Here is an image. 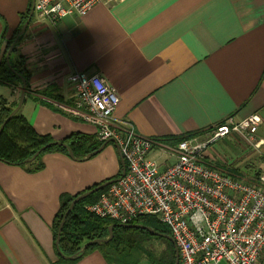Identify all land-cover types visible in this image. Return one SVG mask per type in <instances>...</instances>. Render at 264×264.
I'll return each instance as SVG.
<instances>
[{"label":"crops","instance_id":"1","mask_svg":"<svg viewBox=\"0 0 264 264\" xmlns=\"http://www.w3.org/2000/svg\"><path fill=\"white\" fill-rule=\"evenodd\" d=\"M30 6L0 0V69ZM10 60L29 74L19 116L53 141L98 140V127L74 111L75 72L100 75L117 90L115 123L167 144L205 140L217 126L255 114L259 130L264 125V0H123L57 24L34 16ZM22 87L20 77L0 78V112L3 103L15 107ZM150 157L161 165L169 159L158 150ZM214 160L208 153L209 164L227 171ZM41 162L32 171L36 165L0 160V264H60L54 225L62 195L123 168L113 142L88 160L51 150ZM73 264L116 263L96 247Z\"/></svg>","mask_w":264,"mask_h":264},{"label":"built area","instance_id":"2","mask_svg":"<svg viewBox=\"0 0 264 264\" xmlns=\"http://www.w3.org/2000/svg\"><path fill=\"white\" fill-rule=\"evenodd\" d=\"M121 1L35 0V15L57 24L96 4ZM70 81L74 111L98 127L100 142L115 139L126 162L125 176L87 205L90 213L124 225L155 216L171 230L181 264H262L264 171L258 184L206 161L209 149L234 131L252 143L262 123L259 114L219 125L205 140L191 137L168 145L115 123L120 97L100 75L75 72ZM155 150L169 156L164 165L150 157Z\"/></svg>","mask_w":264,"mask_h":264},{"label":"trees","instance_id":"3","mask_svg":"<svg viewBox=\"0 0 264 264\" xmlns=\"http://www.w3.org/2000/svg\"><path fill=\"white\" fill-rule=\"evenodd\" d=\"M31 7L32 0L30 9L24 17V23L29 17ZM21 29L18 31L14 40L10 41L8 49L14 43ZM10 63L14 71L9 67L8 61H4L0 69V78L8 80L10 77H20L19 74H21L26 78L28 88V72L20 64H13L11 60ZM17 105L18 103L13 108H6L5 104H2V109L0 112V126L7 119L10 113L17 107ZM188 138H191V136L183 137L176 142H180ZM91 141L92 140L90 137H83L79 134H74L68 137L63 142L70 145L71 149L74 151L75 156L78 159H84L89 153L99 149L104 143L100 142L99 140L93 143H91ZM50 142H53V140L47 137L39 136L33 129V127L24 118L19 116L18 113L6 125L3 133L0 134V160L10 164H18L23 166L36 165L35 169H31L33 171L42 169L43 163L41 162V157L47 151L60 150L66 152L69 155V149L66 146L55 145L42 152L34 161L28 163L25 162L27 159L32 158L39 149ZM88 145L89 147L86 148V146ZM223 167L229 170V172L233 173L234 175L244 174L239 167H227L226 165H223ZM247 169L248 171L245 175H252L253 178L257 179H259L264 171L263 167L255 168L254 166H248ZM121 173L118 175V177L121 176ZM108 187L92 194L85 200L79 202L74 207L73 211L68 216L64 229L62 231V251L68 256L74 255L79 252L88 241L109 237V227L113 224H116L114 228V237L109 243L103 245L95 244L89 247L87 252L96 247H100L104 250L106 257L116 264H139L141 258H130V255L132 256L134 254H142L144 256H147L151 260L152 264H175V245L168 239L156 236L145 229L127 228L120 226L119 223L113 220L99 218L87 210V205L94 203L98 199L100 194L107 190ZM77 195L63 194L61 197V207L56 216L54 225L56 239L60 224L64 219L69 206ZM132 224H142L150 226L156 231L171 234V230L169 229V227L161 223L155 216L140 217ZM149 240L160 242V244L164 247L161 253L158 254L156 251L153 252L149 249H146L145 242ZM79 259L70 260L64 259L60 256L59 262L60 264H73Z\"/></svg>","mask_w":264,"mask_h":264},{"label":"water","instance_id":"4","mask_svg":"<svg viewBox=\"0 0 264 264\" xmlns=\"http://www.w3.org/2000/svg\"><path fill=\"white\" fill-rule=\"evenodd\" d=\"M34 16H35V0H32V7H31V11H30L29 17H28L27 21L24 23V25H23L20 33L16 37L14 43L11 45V47L8 50V53H7V61H8V65H9V67L11 69H12V65L10 63L11 54L14 51V48H15L17 42L19 41L20 37H22L26 33V31H27V29H28V27H29L32 19L34 18ZM12 70L14 71V69H12ZM19 76H20V78L23 81V87H22L21 97H20V100L18 102L17 107L10 113V115L7 117V119L0 126V134L3 133L6 125L10 122V120L20 112V110H21V108L24 105L25 100H26V95H27V80H26V78L23 75L19 74ZM112 142L116 145V147L118 149V152H119V155H120L121 160H122L123 168H122L121 176L120 177H117V178H113V179H108L105 182H103V183H101L99 185H96L95 187H93L91 189H88V190H86L83 193L78 194L76 196V198L72 201L71 205L69 206V208H68V210H67V212L65 214L64 219L62 220V222L60 224L59 231H58V234H57V239H56V247H57L58 254L62 258H64V259H70V260L79 259V258H81L87 252V250H88L89 247H91V246H93L95 244L103 245V244L109 243L113 239V237H114V228H115L116 224H113V225H111L109 227V230H110L109 237L88 241L81 248V250L79 252H77L76 254H74V255L68 256L61 249L62 231L64 229L66 220H67L68 216L70 215V213L73 211L74 207L79 202H81L82 200H85L86 198H88L92 194H94V193H96V192H98V191H100V190H102V189H104V188H106V187L114 184L115 182L119 181L123 176H125V174H126V162L124 160V157H123V154L121 152L120 146L118 145L117 141L112 138V139H109V140L105 141L103 143V145L99 149H97V150L89 153L86 158H84V159H78L75 156V153L71 149L70 145L64 143L63 141H53V142H50V143L44 145L41 149H39L35 153V155L32 158H29V159H27L25 161L26 163L34 161L42 152L46 151L48 148H51L52 146H55V145H63V146H66L69 149V156L72 159H74V160H77V161L88 160V159H91L93 156H95V155L99 154L100 152H102L105 149V147L109 143H112ZM120 226L127 227V228H140V229H145V230L150 231L151 233H153L156 236H159V237H163V238L168 239L169 241H171L175 245V250H176V260H175V264H181V261H180V251H179V248L176 245V242H175L174 237L171 234H167V233H162V232L156 231L154 228H152L150 226L142 225V224H128V225L120 224Z\"/></svg>","mask_w":264,"mask_h":264},{"label":"rangeland","instance_id":"5","mask_svg":"<svg viewBox=\"0 0 264 264\" xmlns=\"http://www.w3.org/2000/svg\"><path fill=\"white\" fill-rule=\"evenodd\" d=\"M36 16V15H35ZM254 141L249 142L242 135H232L226 136L219 140L215 145L209 149V154L212 159H215L220 165H226L227 167H239L245 175L248 171V166H254L255 168L263 167L264 168V145L259 148L254 145L255 141L264 139V125L260 128L259 132L254 135ZM168 145H174L168 143ZM222 168V167H221ZM229 171V170H227ZM250 171V170H249ZM247 177V176H246ZM252 177V175H249ZM248 178V177H247ZM252 179L251 181L260 184L257 178H248ZM146 249L150 251L161 253L163 246L158 241L149 240L145 242ZM131 259L141 258L140 262L148 261L152 264L151 260L142 254L130 255Z\"/></svg>","mask_w":264,"mask_h":264}]
</instances>
